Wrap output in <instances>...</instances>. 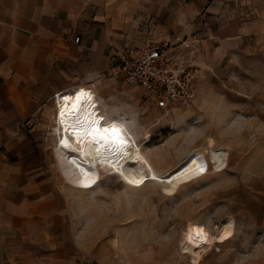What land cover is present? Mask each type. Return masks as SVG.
I'll return each instance as SVG.
<instances>
[{
    "label": "rangeland",
    "instance_id": "obj_1",
    "mask_svg": "<svg viewBox=\"0 0 264 264\" xmlns=\"http://www.w3.org/2000/svg\"><path fill=\"white\" fill-rule=\"evenodd\" d=\"M205 51L189 57L200 71L194 98L168 110L136 86L94 90L101 114L122 123L131 153L156 176L173 177V195L151 180L130 189L93 165L82 177L65 170L75 187L67 185L54 156L55 98L44 142L68 195L67 264H264V44ZM226 223L233 236L205 246L195 263L189 226L216 235Z\"/></svg>",
    "mask_w": 264,
    "mask_h": 264
},
{
    "label": "crops",
    "instance_id": "obj_2",
    "mask_svg": "<svg viewBox=\"0 0 264 264\" xmlns=\"http://www.w3.org/2000/svg\"><path fill=\"white\" fill-rule=\"evenodd\" d=\"M159 40L199 56L264 44V0H0V264L73 263L68 195L44 142L56 95L125 86L112 57ZM84 107L88 124L102 120L131 142L97 99Z\"/></svg>",
    "mask_w": 264,
    "mask_h": 264
},
{
    "label": "bare ground",
    "instance_id": "obj_3",
    "mask_svg": "<svg viewBox=\"0 0 264 264\" xmlns=\"http://www.w3.org/2000/svg\"><path fill=\"white\" fill-rule=\"evenodd\" d=\"M85 93L87 96L75 91L56 96V115L61 136L55 144V153L63 169L74 177H82L89 173L93 165L118 174L122 183L130 189L141 188L151 180L162 185L163 194H175L177 186L173 177L156 176L147 159L136 152L131 153L129 148L132 143L124 135L104 125L102 120L88 124L89 115L84 103L94 101L96 97L93 91ZM233 234L232 225L228 223L216 235L209 234L198 225H190L185 241L197 263L205 246H212Z\"/></svg>",
    "mask_w": 264,
    "mask_h": 264
},
{
    "label": "built area",
    "instance_id": "obj_4",
    "mask_svg": "<svg viewBox=\"0 0 264 264\" xmlns=\"http://www.w3.org/2000/svg\"><path fill=\"white\" fill-rule=\"evenodd\" d=\"M79 41L80 38H76L75 42ZM178 42L149 41L128 47L122 56L112 57L119 63L117 75L121 82L128 87L142 88L161 110L191 101L195 96L200 71L189 57L198 50L185 48L175 52ZM89 88L94 91L95 84Z\"/></svg>",
    "mask_w": 264,
    "mask_h": 264
}]
</instances>
